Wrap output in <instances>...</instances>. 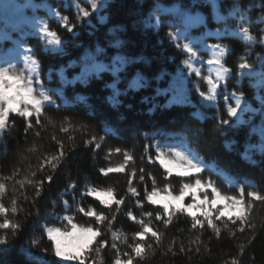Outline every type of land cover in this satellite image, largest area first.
Instances as JSON below:
<instances>
[{"label": "trees", "instance_id": "obj_1", "mask_svg": "<svg viewBox=\"0 0 264 264\" xmlns=\"http://www.w3.org/2000/svg\"><path fill=\"white\" fill-rule=\"evenodd\" d=\"M97 1L30 0L25 14L61 38L57 50L26 25L9 29L47 100L9 111L0 132V264H264V103L246 124L230 113L236 96L264 99V0H108L104 23ZM163 148L187 163L195 152L201 169L168 174ZM195 186L223 207L170 216L150 198L188 204ZM47 225L97 234L82 261L64 263Z\"/></svg>", "mask_w": 264, "mask_h": 264}, {"label": "rangeland", "instance_id": "obj_2", "mask_svg": "<svg viewBox=\"0 0 264 264\" xmlns=\"http://www.w3.org/2000/svg\"><path fill=\"white\" fill-rule=\"evenodd\" d=\"M107 1L98 0L94 6L96 16L101 23L106 21L104 7ZM29 5L30 0H0V40L9 39L11 41L8 49L0 51V132L4 127L9 111L20 110L23 107L24 111L30 112L38 109L42 101L39 91L24 76V74L29 73L28 70L34 71L36 65L28 50L18 40L12 39L9 29L26 25L37 32L51 50H57L62 41L61 38L50 32L42 21L25 14L24 9ZM198 20L199 16L195 14H190L186 18L187 23H196ZM186 66L188 70L185 71L183 67H180L178 74L189 73L193 69L192 63H187ZM212 70L217 74L224 71L219 64L214 65ZM257 99L259 105L254 106L244 102L240 97H236L231 114L239 123H249L259 113L264 103L261 95ZM192 159L195 161V157H192ZM160 162L171 174L190 172L181 162H171L164 159H160ZM92 194L104 203H110L113 200L112 196L105 191H93ZM191 195L193 201L186 205L183 204L181 199L174 200L167 195L154 196L152 200L161 204L170 216L184 206L191 215L201 216L202 218L208 217L212 210H218V207L224 203L222 198L215 195L209 206L199 198L196 190H193ZM218 213L226 214L228 211L221 208ZM45 229L48 237L53 241L58 258L64 263L82 261L84 253L97 234L94 229H79L76 226L64 230L55 225H47Z\"/></svg>", "mask_w": 264, "mask_h": 264}]
</instances>
